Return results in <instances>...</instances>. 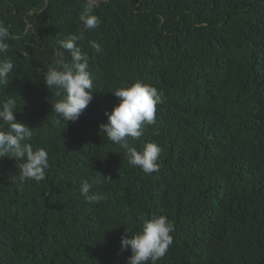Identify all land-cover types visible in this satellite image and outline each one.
I'll use <instances>...</instances> for the list:
<instances>
[{"label": "trees", "instance_id": "16d2710c", "mask_svg": "<svg viewBox=\"0 0 264 264\" xmlns=\"http://www.w3.org/2000/svg\"><path fill=\"white\" fill-rule=\"evenodd\" d=\"M82 5L0 0L14 64L0 101L17 99L28 142L49 154L45 179L22 190L16 161L0 159V264H127L122 235L153 213L175 226L157 264H264V0H99V24L79 43L94 98L66 124L44 72L56 42L79 32ZM137 81L165 97L155 124L128 138L163 149L150 175L99 131L111 92ZM94 176L107 199L91 204L80 187Z\"/></svg>", "mask_w": 264, "mask_h": 264}, {"label": "clouds", "instance_id": "9594fccd", "mask_svg": "<svg viewBox=\"0 0 264 264\" xmlns=\"http://www.w3.org/2000/svg\"><path fill=\"white\" fill-rule=\"evenodd\" d=\"M98 6L99 0H83L78 15L81 25L79 32L56 42L52 63L44 72V83L48 88H56L63 94V99L51 103V111L66 124L77 121L94 98L93 80L87 71V54L82 52L79 43L85 41L86 31L98 26L99 18L94 14ZM11 38L9 26L0 21V86L9 83L10 73L14 69L13 62L5 56ZM87 44L95 53L101 51L99 43L88 40ZM21 54L28 56L27 51ZM111 93L118 98V102L111 112L106 113L108 121L100 124V133L111 143L126 149L125 156L130 165L140 168L145 174L158 172L163 149L155 142H145L138 150L129 146L128 138L139 140L144 135L145 127L155 124L157 105L165 102L163 92L155 86L137 81ZM18 111L21 110H18L15 97L0 101V159L7 157L16 161L18 174L10 177V180L11 184L22 190L25 182L39 183L45 179L49 154L45 148L34 147L28 142L34 134L33 128L17 121ZM102 183L100 176L83 182L80 193L88 203H100L107 199L106 194L93 191L99 189ZM140 219L142 224L139 231L133 233L127 228L121 237L122 250L129 247L131 250L127 264H157L173 243L174 222L166 215L156 213Z\"/></svg>", "mask_w": 264, "mask_h": 264}]
</instances>
